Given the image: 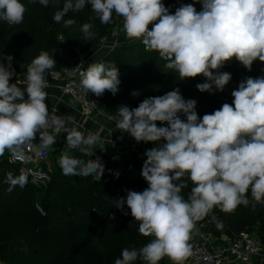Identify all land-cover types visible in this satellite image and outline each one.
<instances>
[{
	"label": "clouds",
	"instance_id": "9594fccd",
	"mask_svg": "<svg viewBox=\"0 0 264 264\" xmlns=\"http://www.w3.org/2000/svg\"><path fill=\"white\" fill-rule=\"evenodd\" d=\"M38 2L45 7L49 4V0ZM196 2L202 3V11L184 3L173 14L162 0H65L53 20L70 28L76 20L63 19L66 13H79L86 5L94 13L90 20L98 18L103 25L112 23L115 14L122 21L125 38L139 41L146 52L158 53L179 80L203 76L205 82L196 85L200 92H222L231 80L230 73L219 71L225 62L235 58L249 71L255 60L264 62V0ZM26 11L21 0H0V22L19 25ZM78 30L85 41L96 37L91 22L81 24ZM55 51L41 50L32 59L24 88L18 81L10 83L16 75L13 57L0 53V61H7L0 62V156L7 151L13 159L27 163L32 157L26 149H52L58 134L67 133L69 151L58 160L63 175L91 176L100 182L105 165L99 157H89L97 148L106 151V140L112 144L114 131L128 133L138 143L159 142L145 152L141 175L148 187L140 192L127 190L126 197L114 202L121 211L127 205L138 222L139 234L152 239L139 248L124 247L114 264H135L138 260L160 264L165 257L172 264H185L193 255L190 242L199 234L197 223L214 208L231 213L241 205L255 210L264 204V77L246 78L232 91L231 104L224 103L202 118L196 112L197 101L186 100L178 87L162 96L148 97L136 107L121 105L117 114L109 117L114 127L102 138L70 126L74 125L71 115H56V108L49 112L46 76L56 67ZM120 83L115 63H90L81 73L80 88L97 97L106 90L115 96ZM75 103L69 101L68 107L74 109ZM156 122L168 126L158 127ZM37 133L38 145L33 143ZM71 150L88 159L71 155ZM28 174L23 168L19 175L7 172L6 191L11 193L17 186L23 189ZM189 183L191 191L185 198L182 193ZM212 220L218 229L223 227L214 215Z\"/></svg>",
	"mask_w": 264,
	"mask_h": 264
},
{
	"label": "trees",
	"instance_id": "16d2710c",
	"mask_svg": "<svg viewBox=\"0 0 264 264\" xmlns=\"http://www.w3.org/2000/svg\"><path fill=\"white\" fill-rule=\"evenodd\" d=\"M56 6L49 2L45 7L29 0H21L27 6L23 23L8 25L0 22V53L13 57L12 67L16 75L27 73V66L41 50L50 53L56 49L53 58L56 67L52 71L72 67L79 63L86 47L101 40L111 27V23L103 25L94 17L90 5L83 11H69L63 19H75L76 24L70 28L63 21L56 23L53 16L57 10L63 9L65 0H53ZM166 7L175 9L184 3H192L197 12L203 10V5L196 0H162ZM113 20L122 27V21ZM85 22L93 23L96 37L92 41L82 39L79 26ZM7 64L6 60L0 61ZM115 63L119 68V91L114 96L107 90L97 97L89 92L90 99L97 102L98 108L105 112H118V107L127 105L136 107L148 97L162 96L174 88H179L183 97L197 101L196 112L200 118L221 108L224 103L231 104L221 92H200L196 85L205 82L203 76L179 80L178 74L165 67V61L156 52H146L139 41L116 45L107 50L94 63ZM223 72L231 74L228 83L230 92L237 90L239 83L246 78L264 77V62L255 60L249 71L239 64L222 68ZM137 91L139 95L132 96ZM181 119H185L181 115ZM158 127H167V123L156 122ZM59 153L55 150L52 155ZM71 155L88 159L78 150H72ZM51 155V157H52ZM62 155V154H61ZM127 159L133 161V168L139 169V162L133 156ZM57 160V159H56ZM51 158V197L46 201L45 214L38 210L39 194L35 184L28 181L21 189L17 186L11 193L6 191V173L12 169L4 156H0V260L2 264H114L120 257L124 247H142L150 242L152 237H144L138 232V222L130 214L127 205L123 211L114 206L118 197H126L127 190L143 191L148 187L140 173L133 178L119 180L97 189L86 177L79 176L72 182L73 176H65L59 166ZM106 168L108 162H103ZM20 172L16 170L15 175ZM38 185V184H37ZM191 184L183 190V195L191 191ZM41 207V206H40ZM43 208V207H42ZM128 214L125 215L124 213ZM215 216L223 227L217 228L212 220ZM198 223H206L203 233H211L214 237L228 235L231 240L247 233L256 225L264 236V204H258L253 210L251 206H238L233 212H222L219 207ZM19 243L21 246L12 248ZM135 264H142L136 261ZM166 264V263H164Z\"/></svg>",
	"mask_w": 264,
	"mask_h": 264
},
{
	"label": "built area",
	"instance_id": "2783aa9c",
	"mask_svg": "<svg viewBox=\"0 0 264 264\" xmlns=\"http://www.w3.org/2000/svg\"><path fill=\"white\" fill-rule=\"evenodd\" d=\"M114 46H116V44ZM88 65L87 58L81 57L78 64L58 71L49 72L46 76L48 81L51 79V81L60 80L62 82V94L64 96H70L76 100L80 107V113L83 117H90L95 113L103 111L98 108L97 102L90 99L80 88L81 73L86 70ZM26 76L27 73L19 74L11 80L10 83H17L18 81L19 87L26 86ZM53 108H56V115H63L58 107L54 105L48 106L50 113ZM63 134L64 133H60L57 136L61 139V143L56 150H58L61 154L65 151H69L66 147V139L63 138ZM127 138L128 145L124 151L110 152L107 148L106 151H100L99 148H97L89 159H96L99 157L102 162H109L110 160L117 161L120 160L124 154H127L133 156V158L139 162V169L142 170L143 163L146 160V150L156 147L157 142L138 143L128 133ZM33 143L37 145L40 143L39 133L36 134ZM26 151H28L29 155L32 157V159L27 163L13 159L9 152H5L3 156L12 166V169L9 172H12L15 175L16 170L20 172L21 168H23L29 173L28 181L30 183L37 185L48 181L51 177L50 170L52 167L50 158L55 150L41 149L38 146H35L31 149H26ZM38 210L41 214H45L42 207L38 206ZM194 237L196 238L191 241L193 255L187 259L188 264H226L228 262L256 264L254 259L263 253L264 248V236L261 237L247 233H242L236 236L228 245L218 249L213 248L215 237L211 233H201L195 235Z\"/></svg>",
	"mask_w": 264,
	"mask_h": 264
},
{
	"label": "rangeland",
	"instance_id": "374dc122",
	"mask_svg": "<svg viewBox=\"0 0 264 264\" xmlns=\"http://www.w3.org/2000/svg\"><path fill=\"white\" fill-rule=\"evenodd\" d=\"M49 2L51 4H53L54 6H56L58 4V2L53 1V0H49ZM129 42H133L130 40H127L125 38L124 32L122 30V27L119 26L118 24H116V22L113 20L111 23V27L108 30L107 34L98 42H95L94 44H91L89 46L86 47V50L84 53H82L81 57H89L90 61L92 62V60H94V58L96 56H98L101 52H105L107 50H110L113 48V46L116 44L118 45H123ZM115 47V46H114ZM90 64V63H88ZM240 68L244 67L242 64H239ZM107 115H109V117L111 116H115L117 114V112H106ZM158 143H156V146H158ZM61 156V153H56L54 155H52V160L55 161L56 159V163H58V160ZM128 155L124 154L123 157L120 160H110L108 162V164L106 165L105 168V173L101 179L100 182H96L93 180V178L90 177H86V181L89 183H93L95 185V188L100 189L105 187L108 184H113L119 180H126V179H131L133 178L134 174H137L141 172L140 169H136L133 168V161L127 159ZM50 158V159H51ZM51 162V161H50ZM111 170V171H109ZM119 173V176L117 177L115 174ZM79 176H73L72 178V182L75 181V179H78ZM50 182H51V177L48 181L44 182V183H40L38 185H34L37 189V192L39 194V206L43 207V209L46 211V201L51 197V191L50 189ZM47 199V200H46ZM204 226H206V223H197V227L199 228V234L203 233L202 228H204ZM247 234L250 235H257L260 236L262 234V230L260 229L259 225L254 226L253 228H251ZM196 237H193V239ZM223 238V235L221 236H217V238H214V242L216 240V244L221 243V239ZM230 242H225L226 246L227 244H229ZM21 245L19 243H14L11 245V249L12 248H16V247H20ZM169 260V258L165 257L160 261V264H164L167 263ZM0 264L1 260H0Z\"/></svg>",
	"mask_w": 264,
	"mask_h": 264
},
{
	"label": "crops",
	"instance_id": "0c3cea01",
	"mask_svg": "<svg viewBox=\"0 0 264 264\" xmlns=\"http://www.w3.org/2000/svg\"><path fill=\"white\" fill-rule=\"evenodd\" d=\"M106 52V51H105ZM105 52H101L98 56L90 61L89 57L87 58V63H94L98 59H100ZM50 81V87L46 89V91L49 94V97L46 98L45 103L48 106H57L58 109L63 113V115H71L74 120V125L70 126H76L78 130L84 132L87 134L88 131H92L96 134H99L102 138L108 137L109 130L114 127L113 121L109 119V115L106 114L105 111L95 113L94 115L90 117H83L80 113V107L78 103H75V108L68 107V102L75 100L70 96H64L61 92V84L62 82L60 80H53L49 79ZM25 86L21 87L24 88ZM25 98H27V94L25 93ZM76 101V100H75ZM67 133L63 134V138L66 139ZM122 137V138H121ZM112 144L107 142L106 140V148L110 152H117L121 150H125L128 145V138L127 133H121L119 131H114L110 137ZM61 143V139L57 137L54 145L52 146L54 150L57 149L59 144ZM53 150V151H54ZM138 173V172H137ZM217 238V237H216ZM231 238L228 235H223V238L221 239V243L216 244L213 243V248L218 249L225 245V242H230ZM191 243V242H190ZM228 245V244H227ZM256 264H264V248L263 253L260 256L255 257ZM166 264H172V261L168 260ZM185 264L187 263V260L185 261ZM226 264H240L237 262H228Z\"/></svg>",
	"mask_w": 264,
	"mask_h": 264
},
{
	"label": "water",
	"instance_id": "95a60500",
	"mask_svg": "<svg viewBox=\"0 0 264 264\" xmlns=\"http://www.w3.org/2000/svg\"><path fill=\"white\" fill-rule=\"evenodd\" d=\"M237 64H240V63H239L235 58H232L230 61L225 62L224 67H232V66L237 65ZM224 67H223V68H224ZM214 71H215V70H214ZM219 71H220V72H223V71H222V68L219 69ZM221 94H222L223 96H225L226 98H228V99H233L228 84L225 86V88H224V90L221 92ZM51 150L53 151L54 148H52Z\"/></svg>",
	"mask_w": 264,
	"mask_h": 264
}]
</instances>
